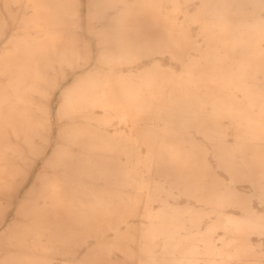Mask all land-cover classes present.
<instances>
[{
	"label": "bare ground",
	"instance_id": "bare-ground-1",
	"mask_svg": "<svg viewBox=\"0 0 264 264\" xmlns=\"http://www.w3.org/2000/svg\"><path fill=\"white\" fill-rule=\"evenodd\" d=\"M88 1L96 11L88 17L89 22L101 17L110 8L129 2ZM162 1L149 0L143 6L141 3H146V0H135L134 5L115 20L114 29L98 31L99 44L110 43L113 37H120L122 41L120 55L113 56L103 49L99 61L110 68L133 64L137 60L133 49L137 46L147 52L169 53L172 59L183 63L180 53L184 51V44L191 43V35L181 30L178 37L172 40L170 34L150 29L145 22ZM11 2L22 4L23 0ZM28 2L32 4L34 14L24 22L27 27L33 25V31L14 37L11 50L0 55V167L5 168L14 157H24V148L41 155L43 148L38 141L47 145L51 143L54 129L49 100L54 95L53 85L58 83L59 75L65 77L66 69L79 67L83 56L77 28L70 26L74 15L72 0ZM247 6L251 8L247 9ZM262 10L264 0H201L195 19H204L202 30L214 41L218 34L226 35L227 30L223 25L221 32L217 33V25H211V21L215 23V20L223 19L230 25L235 17L241 18L239 25L248 29L246 42L255 44L261 35L264 36L261 32L264 31L260 17ZM247 17H251L252 22H248ZM140 20L143 26L137 24ZM2 31L0 25V36ZM86 49L84 59L88 62L91 59L89 44ZM255 59L260 60L259 56ZM255 66L263 67L264 64L262 66L257 62ZM187 68L190 79L178 82L170 77L172 72L163 73L162 66L156 63L143 74V89L136 88L123 74L99 70L79 75L71 86L63 89L58 116L65 124L58 130L57 144L49 161L57 173L54 181L59 184V214L64 215L60 216L61 221L64 217L79 220L80 216L76 213L102 214L108 205L111 208L114 206L115 218L101 216L100 220L107 221V226L101 228L99 225L96 229L102 245L107 243L106 234L112 232L115 235L112 241L117 242V246L98 251L87 248L85 252L88 256L84 254L79 259L78 253L82 248L72 246L68 240L75 233L59 223V229L69 231L63 232L64 235L59 232V255L64 258L61 264H77L76 260L90 264H249L253 248L247 236L251 231L264 229V224L255 222L257 217L227 218L222 226L225 231H230L233 238L224 240L225 248L220 252L211 240L217 225L207 228L205 236L197 237L203 233L201 212L192 209L182 211L168 204L157 211L149 207V203L157 201L160 195L153 183L154 174L169 183L171 192L177 189L205 205L208 203L201 190L205 178L210 176L214 183L209 191L212 205L243 204L233 191L219 192L217 179L209 171L205 154L199 148L185 151L181 143V128L172 126L181 122L175 118L185 112L183 109L189 112L192 105L201 103L199 88L184 90L176 87L179 83L201 84L202 81L195 79L197 74H204L197 71L198 64H187ZM225 83L230 84L231 81L226 80ZM206 91L213 99L214 110L234 120L251 121L242 107L229 106L223 94H213V89ZM245 97L255 105L253 96ZM97 109L103 111L100 117L96 116ZM114 118L130 122L132 131L138 136L110 132L107 127L112 125ZM255 129L264 133L263 125L249 126L247 134L237 137L234 150L225 145V134L216 126L203 132L228 173L250 182L254 189L264 190V151H257L264 144L253 142L264 140V137L257 135ZM138 142L146 151L140 150ZM247 149H251L249 154L243 152ZM78 192L101 201L80 202L74 198ZM143 199L146 203L144 209L141 207ZM137 225L139 233L135 237ZM120 241L125 244L122 249L118 247ZM4 242L10 247L20 246L11 238H6ZM117 253L122 256L115 257ZM0 264L51 263L31 255L14 253L2 257ZM254 264L262 263L258 261Z\"/></svg>",
	"mask_w": 264,
	"mask_h": 264
},
{
	"label": "rangeland",
	"instance_id": "rangeland-1",
	"mask_svg": "<svg viewBox=\"0 0 264 264\" xmlns=\"http://www.w3.org/2000/svg\"><path fill=\"white\" fill-rule=\"evenodd\" d=\"M128 1L127 5L110 8L101 17L89 22L90 14L96 12L94 6L90 5L88 0H72L71 7L74 8V12H72L74 15L70 21V26L77 28L76 34L81 40L83 56L79 67L66 69L65 77L59 75L58 83L53 85L54 95L49 100L54 129L51 143L47 145L45 142L38 141V144L43 148L41 155L31 153L27 148H24V157H14L8 165L6 164L7 168L5 166L0 167V261L2 257L16 253L31 255L51 264H61L64 258L59 255V232L64 235L63 232L69 231L59 229V223L65 224L71 232L75 233L68 240L72 242V246L75 245L78 249L82 248L78 253L79 259L84 257V254L88 256L85 252L87 248L98 251L102 248L105 250L109 246H117V242L112 241L115 237L112 232L106 234L107 243L102 245L96 229L99 225H101V228L107 226V221L100 220L103 216L115 218L116 210L114 206L111 208L108 205L106 211L102 214L83 212L80 215V213H76L82 219L79 217V220H72L64 217L61 221L60 216L63 217L64 215L59 214V184L54 181L57 173L49 165V161L52 159L51 153L57 144L58 130L65 124V121L60 120L58 116V107L63 89L71 86L79 75L87 72L94 73L98 70L104 73L123 74L127 80L133 82L136 88L143 89V74L156 63L162 66L163 73L172 72L170 77L178 82L188 81L190 76L187 75V64L197 63V71L204 73L197 74L195 77L196 80L202 81L201 84L195 86L180 85L179 83L176 87L184 90L199 88L201 90L199 92L201 103L192 105L189 112L183 109L185 112L175 118L181 122L172 126L181 128V136L183 137L181 143L185 151H194L199 148L205 154L209 171L217 179L219 192L233 191L237 197L243 200V204L212 205L209 191L214 183L210 176L205 178L204 187L201 190L208 203V205H205L197 199L184 195L177 189L171 192L169 183L163 177L154 174L153 183L158 187L160 195L157 201L149 203V207L157 211L168 204L172 207H179L182 211L192 209L201 212L203 215V233L197 237L205 236L207 228L217 225L218 228L213 233L211 240L213 246L220 252L224 251V240L232 237L230 231H225L222 226L227 218L239 220L248 215H253V217L258 218L255 222L264 224V190L254 189L250 182L241 178H234L228 173L221 165L212 143L204 137L203 132L206 128L216 126L225 134V145L230 147V150H234L237 137L247 134L249 126L254 128L258 125L264 126V36L261 35L255 44L247 43L248 29L239 25L242 21L241 18L235 17L230 21V25L227 20L223 19H217L215 23L211 21V25H217L215 27L217 33L221 32L223 25H226L227 34L224 36L218 34L216 40H210L201 27L205 22L204 19H195L200 11L201 0H163L156 11L150 12L145 22L150 29L156 28L161 32L170 34L172 40L178 37L181 30L191 35V43L184 44V51L180 53L184 62L172 59L169 53L161 51L147 52L142 48L138 49L136 46L133 49V55L137 57L135 63L110 68L99 61V55L103 49L113 56L120 55L121 38L113 37L112 42L99 44L97 33L100 30L109 31L116 27L115 20L126 13L128 8L135 3V0ZM148 1L146 0V3L141 4L146 6ZM7 3H9V7H6ZM250 8L251 6H247V9ZM33 14L34 9L28 0H23L22 4H14L11 0H0V25L3 30V34L0 36V55L2 52L11 50V40L14 37L33 31V25L27 27L24 22ZM260 17L264 24V10L260 12ZM247 20L252 22L251 17H247ZM137 24L143 26V21L140 20ZM118 28L121 29V26H118ZM261 32L264 34L263 30ZM140 39V46H142L143 37ZM157 39L161 41V38L157 37ZM88 44L91 59L87 62L84 58ZM258 56L260 60L255 59ZM257 62L263 67L257 68L255 66ZM50 73L53 75V71ZM224 74L229 75L225 76ZM226 80H230L231 83H225ZM206 89H213L214 92L211 93L216 95L223 94L224 97H227L229 106L242 107V110L249 115L251 121L247 123L243 120H234L214 110L212 107L213 99L208 95ZM246 95L255 98V105L246 99ZM101 115H103V111L97 109L96 116L100 117ZM107 128L112 133L118 131L125 133L127 136H138L137 133L132 131L130 122L117 118H114L112 125ZM255 132L257 135L264 137L263 132L257 129H255ZM253 142L264 144L263 139ZM138 146H140L142 152L146 151L139 142ZM258 150L264 151V147ZM243 152L249 154L251 149L243 150ZM74 198L86 203L101 201L100 198L85 196L79 192ZM145 204L143 199L141 202L143 209ZM138 219H140V216H138ZM138 225L137 233L134 234L135 237L139 233ZM87 226H91V229H88ZM261 232H264V229L259 232L258 230L256 232L251 231L247 236L251 240L253 248V254L248 258L249 264L258 261L264 264V234L260 235ZM6 238H11L13 242L18 243L20 246L10 247L9 244L4 242ZM35 245H37V249L34 250ZM124 245L123 241H120L118 247L122 249ZM121 256L119 253L115 254L117 258ZM134 262L136 263V260ZM75 263L90 264L80 260H76Z\"/></svg>",
	"mask_w": 264,
	"mask_h": 264
},
{
	"label": "crops",
	"instance_id": "crops-1",
	"mask_svg": "<svg viewBox=\"0 0 264 264\" xmlns=\"http://www.w3.org/2000/svg\"><path fill=\"white\" fill-rule=\"evenodd\" d=\"M88 8H89V6H88ZM90 10L88 9V12H89ZM79 12H80V9H79Z\"/></svg>",
	"mask_w": 264,
	"mask_h": 264
}]
</instances>
